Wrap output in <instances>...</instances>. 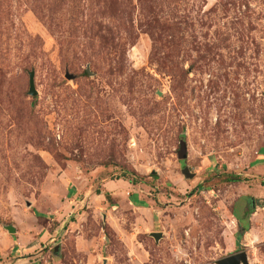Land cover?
<instances>
[{
    "label": "rangeland",
    "instance_id": "rangeland-1",
    "mask_svg": "<svg viewBox=\"0 0 264 264\" xmlns=\"http://www.w3.org/2000/svg\"><path fill=\"white\" fill-rule=\"evenodd\" d=\"M242 251L264 264V0H0V264Z\"/></svg>",
    "mask_w": 264,
    "mask_h": 264
},
{
    "label": "water",
    "instance_id": "water-1",
    "mask_svg": "<svg viewBox=\"0 0 264 264\" xmlns=\"http://www.w3.org/2000/svg\"><path fill=\"white\" fill-rule=\"evenodd\" d=\"M70 76H68V79ZM28 94L30 96H36V91L34 89V81H33V73H30L29 75V91ZM180 152L178 155V159H184L186 157L185 152H186V148L184 146V143L181 142L180 143ZM185 175L188 176V172H185ZM10 232H13L12 230H10ZM153 237L155 238V240H158L160 238V234H152ZM58 248H55V252L57 251ZM217 264H248V258L247 255L244 251L242 252H238L236 254H232L230 256H227L225 258H222L221 260H219L217 262Z\"/></svg>",
    "mask_w": 264,
    "mask_h": 264
},
{
    "label": "trees",
    "instance_id": "trees-1",
    "mask_svg": "<svg viewBox=\"0 0 264 264\" xmlns=\"http://www.w3.org/2000/svg\"><path fill=\"white\" fill-rule=\"evenodd\" d=\"M231 181L232 182H240L242 180L240 178L236 177V178H232ZM248 226H249V224H245V223L243 225L239 226L240 230L235 236V245L237 248H239L240 239H241L242 235L248 230Z\"/></svg>",
    "mask_w": 264,
    "mask_h": 264
},
{
    "label": "crops",
    "instance_id": "crops-1",
    "mask_svg": "<svg viewBox=\"0 0 264 264\" xmlns=\"http://www.w3.org/2000/svg\"><path fill=\"white\" fill-rule=\"evenodd\" d=\"M112 185H114V184L107 183V182L102 183L101 189L103 190L104 193H107L108 191H110ZM112 188H114V186ZM248 230H249V226H248ZM248 230L244 233V235L248 232Z\"/></svg>",
    "mask_w": 264,
    "mask_h": 264
}]
</instances>
